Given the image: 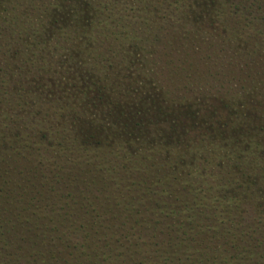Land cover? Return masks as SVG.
<instances>
[{"label":"trees","instance_id":"obj_1","mask_svg":"<svg viewBox=\"0 0 264 264\" xmlns=\"http://www.w3.org/2000/svg\"><path fill=\"white\" fill-rule=\"evenodd\" d=\"M38 123L110 166L90 180ZM21 260L264 264V0H0V264Z\"/></svg>","mask_w":264,"mask_h":264},{"label":"rangeland","instance_id":"obj_2","mask_svg":"<svg viewBox=\"0 0 264 264\" xmlns=\"http://www.w3.org/2000/svg\"><path fill=\"white\" fill-rule=\"evenodd\" d=\"M200 37H201L202 40H199V41H201V42H195L193 44H190V43L185 42L186 44H183V45H185V48H183V50H185V53H190L192 56L196 55V50H200L198 48H202L201 47L202 46L201 45L202 44V41H205V40L207 41L208 40L207 38H205L203 36H200ZM207 44H208V42L206 43V45ZM68 54L69 53L66 52V51L65 52L63 51L61 53V55L64 56V57L67 56ZM156 71L158 72V69ZM86 111H89V110H87V108H86ZM86 119L87 118H85L84 120H86ZM33 127L35 128V130L36 129L39 130V131L37 130L38 132L36 133V135L38 137H40L41 135H43L44 138L46 137L44 139L45 141H56V137L57 138L61 137L60 140L64 139L63 146L65 147V149H67L66 145H68L69 147H72V149L69 148L70 150H72V152L69 151L67 153V156L65 158L61 159L62 160V163H64V164L65 163H68V164L73 165V163H75V162H73V160L78 161L80 167L85 170L84 173L88 174L87 176L90 178V180H92L91 177H92L93 173L96 170L95 169V166H96L97 163L98 164L100 163V167H103L104 166V168H107L108 166H110V163H108L109 160L106 159V157H104V156H106L108 154V152L110 151L111 148H109V147H107V148L103 147L104 150H102V149H93L92 150L91 148H89L87 146H82V145L76 146L77 144L75 142H74L75 144H72L73 146L69 145L67 142L70 140V138H73V137H75V135H77V139H79V138L82 139L83 138V134H78L77 131L75 132L73 129L72 130L71 129L69 130V127L68 126L66 128L65 134H61V135L58 132L59 129H61V128H59L58 131L56 132V129H49L48 126H47V129H45V125L42 124V123H38V125H35ZM80 127L83 128V126H80ZM23 135L25 136V134H23ZM77 139H76V141H77ZM78 141H80V140H78ZM116 152H118V151H116ZM42 153H43V151H42ZM72 153H73V155H70ZM43 154L45 156L47 155V157H49L48 156L49 155V152L48 153L47 152L46 153L44 152ZM102 154H105V155H102ZM112 162H115V161H112ZM98 174H100V173H98ZM75 215H77V214L75 213ZM71 218H73V217H71ZM65 225H66V227H65L64 230L66 232L67 237L68 238H73V241H75L74 234L72 233L71 225L68 222ZM92 236H91V238H92ZM95 239L97 240V237ZM77 240L78 239H76V241ZM92 240H93V238H92ZM90 242H91V240H89V243ZM98 244L99 245H102V246L104 245L102 242H99ZM14 264H16L15 261H14ZM18 264H24V261L21 260V262H19ZM48 264H50V263L48 262Z\"/></svg>","mask_w":264,"mask_h":264}]
</instances>
